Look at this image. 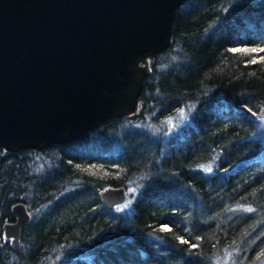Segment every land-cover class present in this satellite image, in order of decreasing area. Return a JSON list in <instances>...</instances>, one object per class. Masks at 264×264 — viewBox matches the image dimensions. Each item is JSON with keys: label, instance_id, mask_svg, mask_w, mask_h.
Instances as JSON below:
<instances>
[{"label": "trees", "instance_id": "obj_1", "mask_svg": "<svg viewBox=\"0 0 264 264\" xmlns=\"http://www.w3.org/2000/svg\"><path fill=\"white\" fill-rule=\"evenodd\" d=\"M261 49L264 0H184L135 119L194 105L189 125L112 138L120 117L69 144L0 147V264H264ZM118 186L132 200L107 208L99 193ZM16 202L30 219L13 247L2 225Z\"/></svg>", "mask_w": 264, "mask_h": 264}, {"label": "water", "instance_id": "obj_2", "mask_svg": "<svg viewBox=\"0 0 264 264\" xmlns=\"http://www.w3.org/2000/svg\"><path fill=\"white\" fill-rule=\"evenodd\" d=\"M184 0H0V147L75 142L109 119L139 115L150 59L172 44ZM107 208L124 187L99 193ZM3 236L19 244L30 213L11 206Z\"/></svg>", "mask_w": 264, "mask_h": 264}, {"label": "rangeland", "instance_id": "obj_3", "mask_svg": "<svg viewBox=\"0 0 264 264\" xmlns=\"http://www.w3.org/2000/svg\"><path fill=\"white\" fill-rule=\"evenodd\" d=\"M152 58V57H151ZM159 58V61L162 60ZM259 59H264V57H260ZM151 62V59H150ZM194 109V105L189 106H181L178 109L174 110L171 114L167 116L156 115V111L149 115H144L141 119H135L131 121H125L122 125L119 126L116 133H111L112 138H117V134L121 135V130H139L150 134L153 137L158 139L162 138L163 141L167 140L170 136L177 133L183 127L189 125L191 123V116ZM139 111V109H138ZM156 117L154 120L151 117ZM129 119V118H128ZM114 138V139H115ZM36 162L34 168L31 167L38 172H41L44 168V159L37 155ZM103 190V189H102ZM101 190V191H102ZM126 190V199L124 203L130 202L132 200L133 194L128 188ZM42 208H39L36 213L40 212Z\"/></svg>", "mask_w": 264, "mask_h": 264}, {"label": "snow or ice", "instance_id": "obj_4", "mask_svg": "<svg viewBox=\"0 0 264 264\" xmlns=\"http://www.w3.org/2000/svg\"><path fill=\"white\" fill-rule=\"evenodd\" d=\"M234 51H240L239 49H234ZM253 51H256L255 49H253ZM260 51H264V49H261ZM208 171H210L211 169H207Z\"/></svg>", "mask_w": 264, "mask_h": 264}, {"label": "flooded vegetation", "instance_id": "obj_5", "mask_svg": "<svg viewBox=\"0 0 264 264\" xmlns=\"http://www.w3.org/2000/svg\"><path fill=\"white\" fill-rule=\"evenodd\" d=\"M123 117H126V116H123ZM127 118V117H126ZM29 211V210H28ZM14 216V215H13ZM13 220H14V218H13ZM10 240V239H9Z\"/></svg>", "mask_w": 264, "mask_h": 264}]
</instances>
